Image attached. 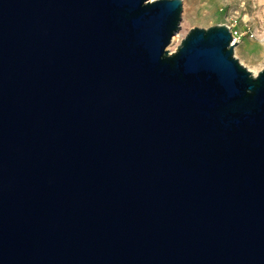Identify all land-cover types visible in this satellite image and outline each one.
<instances>
[{"label":"water","instance_id":"water-1","mask_svg":"<svg viewBox=\"0 0 264 264\" xmlns=\"http://www.w3.org/2000/svg\"><path fill=\"white\" fill-rule=\"evenodd\" d=\"M183 0H0V264H264V68Z\"/></svg>","mask_w":264,"mask_h":264},{"label":"rangeland","instance_id":"rangeland-1","mask_svg":"<svg viewBox=\"0 0 264 264\" xmlns=\"http://www.w3.org/2000/svg\"><path fill=\"white\" fill-rule=\"evenodd\" d=\"M234 19H238V30L254 33L236 46L235 57L250 71L264 66V0H183L180 30L188 34L193 28L228 25ZM180 44L171 42L167 49L174 53Z\"/></svg>","mask_w":264,"mask_h":264},{"label":"built area","instance_id":"built-area-1","mask_svg":"<svg viewBox=\"0 0 264 264\" xmlns=\"http://www.w3.org/2000/svg\"><path fill=\"white\" fill-rule=\"evenodd\" d=\"M232 33L233 36V42L232 43H238L240 44L242 42V40L245 38L246 35H250V36H254V33L251 32L250 29L246 30H238L237 26H238V19H234L233 21H231L228 25H227ZM236 44V45H238Z\"/></svg>","mask_w":264,"mask_h":264},{"label":"bare ground","instance_id":"bare-ground-1","mask_svg":"<svg viewBox=\"0 0 264 264\" xmlns=\"http://www.w3.org/2000/svg\"><path fill=\"white\" fill-rule=\"evenodd\" d=\"M248 18V16H246V19ZM186 34H187V31L186 29H182V30H179V32H177L173 39H172V46L173 45H177V44H180V42H182V40L186 37ZM264 68V66L262 67H257V68H254L253 70H251L255 75H257L262 69Z\"/></svg>","mask_w":264,"mask_h":264}]
</instances>
